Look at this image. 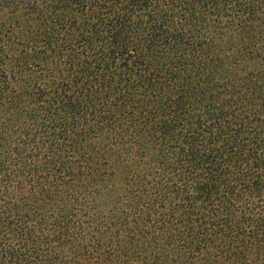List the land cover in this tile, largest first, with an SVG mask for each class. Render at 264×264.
<instances>
[{
  "label": "trees",
  "instance_id": "obj_1",
  "mask_svg": "<svg viewBox=\"0 0 264 264\" xmlns=\"http://www.w3.org/2000/svg\"><path fill=\"white\" fill-rule=\"evenodd\" d=\"M0 264H264V0H0Z\"/></svg>",
  "mask_w": 264,
  "mask_h": 264
}]
</instances>
